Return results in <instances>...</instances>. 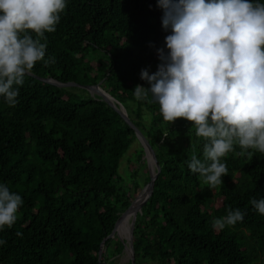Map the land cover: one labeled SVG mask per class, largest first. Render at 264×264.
<instances>
[{
	"label": "trees",
	"instance_id": "16d2710c",
	"mask_svg": "<svg viewBox=\"0 0 264 264\" xmlns=\"http://www.w3.org/2000/svg\"><path fill=\"white\" fill-rule=\"evenodd\" d=\"M162 15L157 0H68L56 31L41 40L45 57L31 73L99 84L151 145L160 171L135 216V264H264V257H246L238 240L264 244V215L249 203L264 197V153L236 145L222 158L228 168L223 185L209 188L186 163L194 153L203 159L193 122L165 121L151 97H134L137 84L148 87L141 70H157V49L170 34ZM17 99L13 107L0 98V182L24 203L12 227L0 231L6 241L0 264H117L124 245L108 235L149 181L141 144L129 181L119 173L138 141L134 130L99 96L77 86L27 75ZM229 208L245 212L243 221L213 227Z\"/></svg>",
	"mask_w": 264,
	"mask_h": 264
},
{
	"label": "clouds",
	"instance_id": "9594fccd",
	"mask_svg": "<svg viewBox=\"0 0 264 264\" xmlns=\"http://www.w3.org/2000/svg\"><path fill=\"white\" fill-rule=\"evenodd\" d=\"M67 2L0 0V98L9 106L18 103L25 77L44 60L47 44L41 40L56 31ZM157 7L170 34L157 49V70L140 72L148 87L137 84L133 94L137 101L151 97L165 121L193 122L203 159L194 153L187 167L215 188L228 174L222 158L236 145L264 153V0H157ZM23 203L0 182V231L17 221ZM249 203L264 215V197ZM244 215L229 208L213 227L235 226Z\"/></svg>",
	"mask_w": 264,
	"mask_h": 264
},
{
	"label": "water",
	"instance_id": "95a60500",
	"mask_svg": "<svg viewBox=\"0 0 264 264\" xmlns=\"http://www.w3.org/2000/svg\"><path fill=\"white\" fill-rule=\"evenodd\" d=\"M30 76L34 77L37 80L48 82L51 84H54L59 87H69V86H77L82 89H85L89 92L91 96H99L102 100H104L109 106H111L120 116L121 118L128 124L130 128L134 130V133L136 135L137 140L141 144L143 150H144V159L146 161V165L148 168V174H149V181L147 184L142 188V190L139 192V194L132 200V202L129 204V206L120 214L119 218L117 219L115 226L112 230V232L108 235L110 237H114L117 234L115 233L116 227L118 223L121 221L122 218H124L126 215L133 214V218L131 219L130 226L128 229V237L122 238L118 236V239L123 243V251L125 252L126 246L128 244L129 247V253L128 257L125 259L126 263L135 264L134 261V251H133V229H134V223H135V216L137 214H141V209L146 200L150 197L152 194L153 188H154V181L160 171V166L157 162L155 153L149 144L146 137L143 135V133L139 130L138 127L135 126V124L131 121V119L128 117L127 112L125 108L116 101L111 95H109L107 92H105L99 84L95 85H82L77 84L75 82H67V83H60L52 78H42L40 76L34 75L32 73L29 74ZM104 242V240H103ZM102 242V244H103Z\"/></svg>",
	"mask_w": 264,
	"mask_h": 264
},
{
	"label": "rangeland",
	"instance_id": "374dc122",
	"mask_svg": "<svg viewBox=\"0 0 264 264\" xmlns=\"http://www.w3.org/2000/svg\"><path fill=\"white\" fill-rule=\"evenodd\" d=\"M139 145H140L139 141H134L131 147L129 148L128 152L121 159L119 166V173L125 180L129 181L130 179L132 164H134V155L136 154V150L139 148ZM125 232H126V228L124 226L123 230L121 232H118L117 235L123 237V234H125ZM117 235L116 237H118ZM238 240L246 257H252V258L254 257L257 260H259L260 256L264 257V250H263L264 244L251 245L253 241H250V243H248L246 242V239H244L243 237L242 238L239 237ZM117 264H127L126 261H124V252L119 256V260Z\"/></svg>",
	"mask_w": 264,
	"mask_h": 264
},
{
	"label": "bare ground",
	"instance_id": "6f19581e",
	"mask_svg": "<svg viewBox=\"0 0 264 264\" xmlns=\"http://www.w3.org/2000/svg\"><path fill=\"white\" fill-rule=\"evenodd\" d=\"M133 216H134L133 214H130V215H127V217H126V220H125V223H124V226L126 228V237H128V229H129L130 222H131V219L133 218ZM128 251H129V247H128V244H127L126 250L124 252V261L128 257V253H129Z\"/></svg>",
	"mask_w": 264,
	"mask_h": 264
}]
</instances>
